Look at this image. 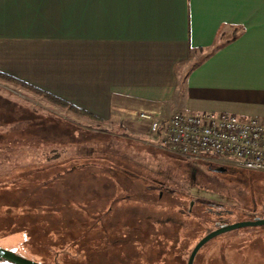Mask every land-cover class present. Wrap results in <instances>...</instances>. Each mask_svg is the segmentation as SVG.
<instances>
[{
    "label": "rangeland",
    "instance_id": "1",
    "mask_svg": "<svg viewBox=\"0 0 264 264\" xmlns=\"http://www.w3.org/2000/svg\"><path fill=\"white\" fill-rule=\"evenodd\" d=\"M0 91L6 96L0 95V247L43 264H187L209 232L264 217L263 171L184 156L163 144L160 134L138 138L117 124L62 109L14 85L0 86ZM54 124L64 129L49 130ZM89 131L98 133L93 143L87 141ZM70 139L76 146L73 153L68 150ZM103 140L106 146L100 149ZM50 153L57 155L59 165L37 175L61 168L75 186L87 185L85 195L95 204V214L112 208L108 216H96L103 226L79 231L62 224L73 232L67 235L46 227L68 222L58 210L57 216L9 217L4 207L10 204L8 190L31 189L36 173L27 171L41 166ZM87 159L98 166L69 170L72 163ZM79 187L70 194L75 199L81 195ZM21 197L23 208V200H11L19 211L35 213L42 204L41 192L23 190ZM61 213H66L63 208ZM194 264H264V225L212 238Z\"/></svg>",
    "mask_w": 264,
    "mask_h": 264
},
{
    "label": "crops",
    "instance_id": "2",
    "mask_svg": "<svg viewBox=\"0 0 264 264\" xmlns=\"http://www.w3.org/2000/svg\"><path fill=\"white\" fill-rule=\"evenodd\" d=\"M0 73L138 138L140 112L264 120V0H0Z\"/></svg>",
    "mask_w": 264,
    "mask_h": 264
},
{
    "label": "built area",
    "instance_id": "3",
    "mask_svg": "<svg viewBox=\"0 0 264 264\" xmlns=\"http://www.w3.org/2000/svg\"><path fill=\"white\" fill-rule=\"evenodd\" d=\"M139 117L163 144L184 156L264 172V120L212 111L165 117L140 112Z\"/></svg>",
    "mask_w": 264,
    "mask_h": 264
},
{
    "label": "trees",
    "instance_id": "4",
    "mask_svg": "<svg viewBox=\"0 0 264 264\" xmlns=\"http://www.w3.org/2000/svg\"><path fill=\"white\" fill-rule=\"evenodd\" d=\"M0 79L6 81L8 83L18 84L27 90H30V91L35 92L37 94H41L46 99L51 101L53 104L59 105L62 107H67L68 109H70L71 111H73L79 115L87 116L89 118H93L96 120H102L100 117L94 115L93 113H91L89 111L81 109V108L77 107L76 105H74V104H72V103H70L64 99H61L60 97H57L51 93H47L45 91H42L36 87H33L30 84L22 82V81L15 79L9 75L0 73ZM66 123L68 125H73L71 123L69 124L68 122H66ZM56 128L59 131L64 129L63 127L58 128L54 124V126L52 128H49V130L54 131V129L56 130ZM89 134H91L92 136L87 141L88 142L90 141V143H93L94 142V136H97L98 133L89 131ZM68 143H69L68 150L73 153L74 148L76 146H75L74 142H72V139H70ZM103 143H106V141L103 140V142H101L100 149L105 148L106 145H103ZM52 152H56V150L52 149L51 153ZM56 157H57L56 154H51L48 158L45 159V161H43V164L41 166L35 167L36 169H32L33 171L32 170L27 171L28 175L43 171L45 168H48V169L56 168V166L59 165L54 160V158H56ZM78 163H72L69 170H71L73 172L77 171L79 169L84 170L83 168L90 170L91 166H98L97 163L91 162L90 159H87L86 161H83L79 164ZM113 164L115 166H120L117 163H113ZM103 167H107V166H103ZM226 167L230 168L229 166H226ZM60 169L61 168H59V170H58L59 172L61 171L60 173L58 172V173L45 174V175H37V173H36V175H34L31 178V182H32V186H31L32 188L31 189H19L17 191L8 190L9 191L8 192V196H9L8 201H10V204L8 205V203H6L4 205V207H5V209L8 210V213H10L9 217L12 218V216L16 215V216L21 217L22 219L31 218V217H35L36 213L38 216L42 215L43 217L44 216H57L56 212L58 210V212L61 214V215L59 214L58 216H63L64 218L67 219L68 222L67 223L46 224V227H47V225L48 226L50 225L49 226L50 228L48 227L47 229L52 228V229L57 230L58 233H61L60 231H62V233H65L67 235H68V233L72 234L73 232L70 229H66L65 226L62 229L61 228L62 224H65V225L69 224L66 226H69V227L71 226L72 228L75 227V230H79V231L89 230V229L95 228V227H101V225L103 226L104 223H100L96 219H98L99 217L108 216L111 213L112 208L109 207L105 211V213H103V214L102 213L95 214V207H96L95 204L90 200L89 195H85L89 190L88 186L82 185V184L80 185V187L78 185L75 186V184H73L72 179H70V176L66 175L67 174L66 169L65 170H60ZM63 171L66 174L62 173ZM40 176H45V177H43V179L40 181L39 179H37ZM61 180H63V181H61ZM61 182L66 183L64 187L62 184H59ZM67 183L71 184L72 187L69 188ZM73 187H74V189H71ZM77 187H79L78 189L81 190L80 191L81 197L79 196V198L75 199L73 197V195H70V194L71 193H77L78 192ZM23 190H25V191L30 190L32 192H37V191L41 192L42 197H38V198L42 199V201H40V203H42V204L40 207L36 208V210L34 209L35 213H33V211L31 212L30 209H28L26 211H24V210L19 211L18 209L13 207L14 204L11 203V200H13V201L17 200L18 201V199H21V200H23L22 201L23 203L21 204V208H23V205L25 202L24 199L21 197V192ZM91 190H90V192H91ZM27 197H28V195L26 196V198ZM24 198H25V196H24ZM76 200H79L80 202L82 201L84 203L77 202ZM64 205H66V206L64 207ZM21 208L19 207V209H21ZM62 208L64 209V212H66V213H64L65 215L64 214L62 215L63 212L61 213ZM96 216H98V218H96ZM259 218H261V217H259ZM75 219H77V221ZM178 256H179V254L176 256V258H178ZM197 256H198V254H197ZM197 256H196V258H197ZM196 258H195V260H196ZM2 261L10 263L9 261H6V260H2Z\"/></svg>",
    "mask_w": 264,
    "mask_h": 264
},
{
    "label": "water",
    "instance_id": "5",
    "mask_svg": "<svg viewBox=\"0 0 264 264\" xmlns=\"http://www.w3.org/2000/svg\"><path fill=\"white\" fill-rule=\"evenodd\" d=\"M216 170H223L222 168H216ZM258 225H264V217L263 218H258L254 220H243V221H238L232 224H227L224 225L218 229H215L211 232H209L207 235H205L202 239L199 240V242L195 245L193 248L187 264H194L195 258L200 251V249L212 238L223 234L225 232H228L233 229L245 227V226H258ZM0 260H6L9 262H12L14 264H43L38 261L26 258L12 250L0 247Z\"/></svg>",
    "mask_w": 264,
    "mask_h": 264
}]
</instances>
